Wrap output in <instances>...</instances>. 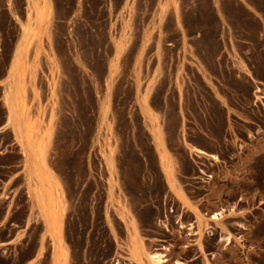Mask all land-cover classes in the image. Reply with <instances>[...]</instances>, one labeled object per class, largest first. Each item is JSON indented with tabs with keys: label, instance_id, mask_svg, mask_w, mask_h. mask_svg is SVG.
I'll return each instance as SVG.
<instances>
[{
	"label": "rangeland",
	"instance_id": "rangeland-1",
	"mask_svg": "<svg viewBox=\"0 0 264 264\" xmlns=\"http://www.w3.org/2000/svg\"><path fill=\"white\" fill-rule=\"evenodd\" d=\"M26 24L37 33L12 78ZM0 76L1 121L10 90L44 165L63 178L49 203L62 208L65 264H150L161 243L171 249L161 264H264V0H0ZM146 115L167 127L183 199L164 180ZM197 144L229 164L220 184L237 204L210 205ZM12 217L0 264H29L34 250L33 264H53L39 209ZM177 220H195L197 233Z\"/></svg>",
	"mask_w": 264,
	"mask_h": 264
},
{
	"label": "crops",
	"instance_id": "crops-1",
	"mask_svg": "<svg viewBox=\"0 0 264 264\" xmlns=\"http://www.w3.org/2000/svg\"><path fill=\"white\" fill-rule=\"evenodd\" d=\"M22 23L25 24L27 12L22 11ZM27 25V24H26ZM37 33V27H32L27 25L26 28L19 26V30L17 31V36L12 44L11 53H10V68L11 74L13 78V74L16 71L17 64L20 59H22L24 55V50L26 49L29 39L31 36ZM36 48H40L36 42H34L31 50ZM42 49H44V43L42 45ZM6 77L0 76V102L2 101V87L4 85ZM14 94V93H13ZM1 106V105H0ZM156 112V111H155ZM10 107L6 103L5 105V118L4 122L0 119V207L2 213L0 214V229L4 226L12 227L17 226V222L14 221L12 217L13 212L16 209L23 207L24 209H39L41 204L49 203L50 195L57 194L58 198L61 199V190H64V181L62 176L59 173H56L52 170L50 166L46 167L42 161H38V159H34L32 156V148L27 144L26 136L24 133L20 132L23 130V119L22 121H16V117L21 110L16 106L13 109V112L10 116ZM15 114V115H14ZM147 117V115H146ZM19 125V127L17 126ZM147 132L149 134L150 141L152 146L154 147L157 157L161 160L163 164L164 170V162H169L171 171L170 176H168L164 170V180L167 181L168 184L174 180V185L178 180V176L176 171L180 167L179 156L172 151L171 142L167 136V127L157 123L154 117H147L146 119ZM29 131V128H28ZM10 133V138L4 140V135L6 133ZM30 134V133H29ZM31 137V136H30ZM33 141V148L38 150L37 143L31 138ZM196 147L204 150L205 153H196L193 152L194 156H198L200 158L207 159L206 169L209 171L208 173L212 176L205 182V185H202V193L208 196V201H210L211 206H219L222 204L224 206L229 205L231 207L232 204H237V201L234 200L232 202L226 201L227 192L222 189L224 184L220 183L224 182L229 175L230 169L228 165H225L221 157L217 156L218 150L211 145H201L197 144ZM14 154V159H7V155ZM169 154V155H168ZM212 154H215L218 158L212 157ZM168 158H171L168 160ZM173 158V161H171ZM232 172V171H231ZM218 181V193L221 192L224 194L221 198L214 196V185ZM221 181V182H219ZM167 184V183H166ZM217 193V192H216ZM217 193V194H218ZM19 194L23 195V204L21 205V201H19ZM204 195V198L206 196ZM194 203V201H192ZM190 210V209H189ZM26 218L24 219L25 225ZM42 225L44 227V232L47 235L48 241L49 233L46 230L45 224L42 221ZM16 233L14 232L13 238H15ZM9 243V241H7ZM2 244V241H0ZM36 250L33 251L32 256L27 260V263L33 264L32 262L35 260Z\"/></svg>",
	"mask_w": 264,
	"mask_h": 264
},
{
	"label": "bare ground",
	"instance_id": "bare-ground-1",
	"mask_svg": "<svg viewBox=\"0 0 264 264\" xmlns=\"http://www.w3.org/2000/svg\"><path fill=\"white\" fill-rule=\"evenodd\" d=\"M27 25H25L24 27L26 28ZM13 84V82L11 83V85ZM258 89V88H257ZM6 99V103L9 105L10 107V116L9 118H11V114L13 112L14 107H18L20 109V106H22V103L19 99V97H17L16 94H13L12 91H8L6 93L5 96ZM15 115V114H14ZM22 118L19 116V113L16 117V121H22ZM23 130H20V132L24 133L26 136V140H27V144L29 146H31L32 148V156L34 159H38V161H42V163H44L43 161V155H41L40 151L37 150L36 148H33V141L31 140L28 128H29V124L26 120H23ZM17 126L19 127V125L17 124ZM191 148L196 152V153H205L204 150H202L199 147L196 146H191ZM212 157L214 158H218L215 154H212ZM111 163V161H110ZM199 169V173H201L199 175V177L204 178L205 181H207L212 175L209 174L208 172H206L202 167H198ZM164 170L166 172V174L168 176H170V171H171V167H170V163L169 162H164ZM205 175V176H202ZM171 187L173 188V190L175 191L176 195L180 198L183 199V195L182 192L179 188L178 185H174V180L172 179V182L170 183ZM58 205V204H57ZM191 212V211H190ZM192 214H194L195 216V212H191ZM39 214L42 218V221L45 224L46 230L48 231L51 240L54 244L53 247V264H65L66 262V251L64 250L63 247V243H62V239H61V220H62V208H60V206H55L52 203H46V204H41L39 207ZM224 216V209L221 207L219 210L213 212L212 214L209 215V219L213 222L218 223L220 220L223 219ZM177 224H178V228L180 230L186 231V235H193L195 233H197V229L196 227V221H191V222H184V221H180L177 220ZM213 227V225L208 224V233L211 232V228ZM230 242V240L228 241ZM160 248L158 251L153 252V253H149L147 256V260L150 264H161L164 261H166L165 257L167 255V252H170V244H159ZM115 264H119V262H116ZM175 264H182L181 261L176 260Z\"/></svg>",
	"mask_w": 264,
	"mask_h": 264
}]
</instances>
